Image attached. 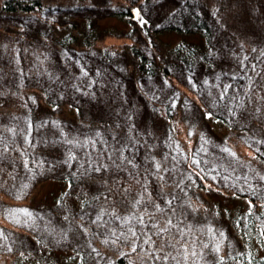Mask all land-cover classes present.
<instances>
[{
	"label": "rangeland",
	"instance_id": "1",
	"mask_svg": "<svg viewBox=\"0 0 264 264\" xmlns=\"http://www.w3.org/2000/svg\"><path fill=\"white\" fill-rule=\"evenodd\" d=\"M113 1L91 0L92 11L76 15L75 19L71 14L55 17L51 22L57 24L52 26L64 31L73 20L83 26L84 18L78 16L93 17L98 31L127 32L132 41L149 51V41L144 38L146 28L158 31L165 20L182 8L184 0H150L141 6V12L134 14L137 21L134 16L119 20L102 10ZM207 1V17L211 13L216 21L214 62L218 72L204 83L182 78L181 83L189 92L167 90L157 81L144 82L136 88L112 66L95 61L97 52H90L83 62H78L55 47L52 38H33L34 27L31 35L24 32L16 23L24 16H12L15 23L6 25L0 19V130L8 131L12 144H8L7 151H0V264H13L20 256L12 251L15 247L25 251L33 248L27 237L30 233L46 241L58 240L62 245L74 241L86 245L82 237L73 238L77 233L64 235L65 227H58L55 214L51 216L46 209L53 206L48 198L51 193L77 189L85 195L88 190L95 194L97 198L80 219L86 225L109 230H105L110 236L103 243L126 256L127 264L196 262L199 257L205 258L202 247L207 246L206 231L213 233L217 229L215 241L220 242L219 225L213 229L200 222L189 201L181 197L185 164L191 175L199 171L206 179L202 181L207 189L216 185L214 195L220 201L223 198L222 202L228 203L234 193L235 197L244 196L240 200L246 206L245 197L262 193L255 179L264 185V169L260 170L254 154H264V135L260 130L264 124V0H222L234 11L228 25L218 18L219 0ZM68 2L64 0L60 5H69ZM57 4V0H43L44 6ZM47 23H37L36 27L48 28ZM156 37V41L171 47L180 41L172 32ZM129 41L110 37L94 49L114 52L113 48ZM249 45L255 47L258 58L251 65L244 61ZM22 50L30 52L27 65L17 61ZM31 57H37L43 71L31 63ZM22 67L27 68L25 73ZM42 89L57 97V112H62L56 113L60 117L55 123L47 118L42 126L29 130L24 113L34 103L33 93L38 99ZM194 94L198 95L197 104L190 100ZM146 98L156 104H182L180 110L185 119L170 142L166 129L156 123L154 114L148 113ZM200 104L211 118L219 116L234 130L243 129L239 137L229 136L230 131L209 120L207 124L197 121L202 114ZM150 132L161 142H135V138L145 140ZM70 176L74 179L72 185L61 181ZM196 193L187 195L194 200ZM205 198L207 203L216 200L209 192ZM222 239L230 246L225 234ZM147 254L148 260L144 259ZM95 262L117 264L106 259L105 253Z\"/></svg>",
	"mask_w": 264,
	"mask_h": 264
},
{
	"label": "trees",
	"instance_id": "2",
	"mask_svg": "<svg viewBox=\"0 0 264 264\" xmlns=\"http://www.w3.org/2000/svg\"><path fill=\"white\" fill-rule=\"evenodd\" d=\"M67 1H69V5L62 6L60 4L64 0H57L58 4L51 7L44 6L43 0H0V19L3 20V25H6L7 23L14 22L13 17L24 16V18H18L16 21V23L20 24L19 26L23 27L24 32L31 35L30 30L34 27L33 38L36 37L41 40L52 38L55 41V47L63 49L60 51L68 52L70 57L78 62H83L85 60L84 58L90 52H97L98 57L95 58V61L102 66H112L124 80L133 82L136 88H138V84L142 85L144 82L154 83L157 81V83L167 90L173 88L175 92H184V90L188 91V88L181 83L182 78H185V76L191 80L196 79L198 83H204L208 82L209 79H213V76L218 72V66L214 62V57L217 52V48L214 46L216 41L214 38L216 21H213V18L210 16L211 13L207 17V9H210L207 0H184L182 8L176 13H173L167 21L165 20L166 22L164 21L165 23L163 22V25H160L158 31L152 32L149 28H146L145 34L147 36L145 35L144 38L149 41V51H146L136 44V42L132 41L130 34L127 32L120 30H112L109 32L105 29L98 31L95 24L96 21L93 17L78 16L84 18L83 26L77 25L76 21L73 20L72 25L68 26L66 30L58 31L52 26L54 24L51 22L53 18H59L63 14H71L73 19H75L77 17L76 15L88 13L94 9V6L90 3L91 0ZM143 1L145 3L139 5L137 3L134 4L133 0H114L111 6H105L102 10L109 12L110 16H114L119 20H123L124 17L134 16V21H137L134 14L141 12V6H144L147 2L150 3V0ZM257 1L250 0L249 2ZM218 8L220 9L218 10L219 17L218 15L217 17L228 25L229 20L232 18L231 14L234 11H231V8L229 9L227 5H224L222 0H219ZM36 22L39 24L48 22L49 27L39 30V27H36ZM127 22H131L130 19ZM144 25L145 27L147 26L146 24ZM163 32L177 34L180 41L176 46L172 47L156 41V36ZM110 37L130 41L120 45L116 50L113 48L114 52L108 51L110 49H94V47H99L105 39ZM20 52L16 57L17 61L22 65L24 63L27 65L29 62L27 58L30 59V52H26V50ZM245 53L244 61L248 65H251L254 60L256 61L258 59L256 58V49L252 45L247 47ZM42 55L45 56L46 53L43 51ZM36 60L37 57H31V63L36 65V67L40 66L43 71L42 64ZM22 68L25 73L27 68ZM39 92L40 97L38 99L35 93H33L34 103L24 113L27 117V128L29 130H35L33 128H36L38 124L42 126L41 122L47 118L51 123H55L57 118L60 117L56 113L61 115L62 112H57L59 110L57 97H54L51 93L43 89ZM197 96L194 94V97L188 99L197 104ZM145 100L148 103L146 106L148 113L150 115L154 114L155 116L153 117H155L156 123L166 129L169 138L166 140L170 142V139H173L172 134L180 132L178 128L183 124L185 119L180 110L182 104L174 101V103L164 102L162 104H156V101L153 99L146 98ZM199 109H201L200 112L202 114H200L197 121L203 120V123L207 124L209 120L214 125L223 127L228 132L230 131V134L228 133L229 136L239 137L240 133H242L243 129L234 130L229 125L227 126V123L223 122V119L219 116L211 118V113L201 104ZM28 118L30 119L28 120ZM52 118L55 120L52 121ZM260 130L263 136L264 124H261ZM152 134L151 132L147 133L145 140L143 137L141 139L135 138L134 140L138 143H145L147 141H149L147 143H160L161 141L155 140ZM224 135L225 138L229 137L227 134ZM8 144L12 145L8 131L0 130V151H7ZM160 151L156 150L155 152ZM251 152L253 156L254 152ZM254 160L259 161L260 170L264 169V154L256 152L254 154ZM185 165L182 167V173L184 172L183 176H185L186 181L180 192L182 194L181 197H185L189 201V207L193 208L191 211L194 217L198 218L200 222L206 225L210 224L213 229L215 225H219L221 228V234L218 238L220 242L218 244L215 241L218 234L217 229L213 233L205 230L207 235L204 236V244L206 243L207 246L202 247L205 258L202 259L199 257L196 262L189 260L185 264H264V228H262V222H264V185H260V182L255 179V182L260 186L259 190L262 189L263 191H261V194L258 193V197H245L248 199L246 206H243L240 200L244 196L235 197L234 193L233 195L231 193L232 196H230V200L228 199V203L222 202L223 198L220 201L214 195L213 190L218 189L216 185L207 189V185L204 183L206 179L204 178V180L201 177L202 175L199 171L195 170V175H191ZM159 166L163 167L160 164ZM62 179V182L68 183L69 185H72L74 182L72 176L67 180L65 178ZM208 184L211 185L209 181ZM185 189L188 190V194L190 192H198L194 196L195 201L193 199L190 200L189 195L184 192ZM207 192L211 194L212 200L216 198L214 202H206L205 197ZM92 195L93 193L89 190L85 195V193L83 194L82 191H77V189H70L68 192L51 193V197L48 196V198L51 199L53 206L50 205V207L47 206L46 208L50 210L51 216L55 214L54 220L57 222L58 227H65L64 235H67L66 232L77 233L78 235L73 238L76 240L82 237L85 239V246L79 244L77 241L72 242L70 245H62L58 240L46 241V238L38 237L30 233L27 237L32 242L30 245L33 248L26 249L25 251L21 247H15L16 249L12 251L20 256L14 259L12 263L95 264V258L105 253L106 259L110 262L127 264L126 256L124 257L122 253L118 254L117 249L114 248L116 250L114 251L111 247L103 243V239L110 236L107 234L109 230L86 225L80 219L81 214L88 210L94 199L97 198L95 194ZM42 208L44 209L45 207ZM86 231L88 233L84 236ZM223 234H225L226 240H228V244L230 245L228 247L223 242ZM67 237L72 240L70 236ZM20 257H22L21 261H17ZM144 259H150V255H145Z\"/></svg>",
	"mask_w": 264,
	"mask_h": 264
}]
</instances>
